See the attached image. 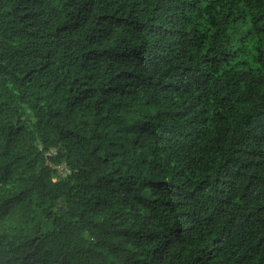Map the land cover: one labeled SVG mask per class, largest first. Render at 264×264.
Masks as SVG:
<instances>
[{"label": "trees", "instance_id": "trees-1", "mask_svg": "<svg viewBox=\"0 0 264 264\" xmlns=\"http://www.w3.org/2000/svg\"><path fill=\"white\" fill-rule=\"evenodd\" d=\"M0 264H264V0H0Z\"/></svg>", "mask_w": 264, "mask_h": 264}, {"label": "built area", "instance_id": "built-area-1", "mask_svg": "<svg viewBox=\"0 0 264 264\" xmlns=\"http://www.w3.org/2000/svg\"><path fill=\"white\" fill-rule=\"evenodd\" d=\"M56 150L49 151L46 155L47 157L55 156ZM47 165L54 169L57 172L58 177H67L70 174V171L67 166L64 164H54L52 161L48 160Z\"/></svg>", "mask_w": 264, "mask_h": 264}]
</instances>
